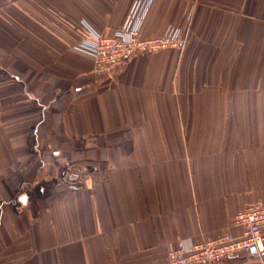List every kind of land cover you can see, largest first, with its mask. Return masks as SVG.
Instances as JSON below:
<instances>
[{"label":"crops","instance_id":"crops-1","mask_svg":"<svg viewBox=\"0 0 264 264\" xmlns=\"http://www.w3.org/2000/svg\"><path fill=\"white\" fill-rule=\"evenodd\" d=\"M132 1L0 0V264H156L264 202V0H153L184 48L97 67Z\"/></svg>","mask_w":264,"mask_h":264},{"label":"built area","instance_id":"built-area-1","mask_svg":"<svg viewBox=\"0 0 264 264\" xmlns=\"http://www.w3.org/2000/svg\"><path fill=\"white\" fill-rule=\"evenodd\" d=\"M153 0H133L121 24L111 34L91 30L90 38L77 48L95 58L99 68H112L125 63L134 54L167 47L184 48L186 38L180 29L170 26L160 36L145 38L141 28ZM238 233L194 241L184 238L171 244L166 257L156 264H215L234 257L241 251L264 253V202L259 200L239 210L234 216Z\"/></svg>","mask_w":264,"mask_h":264},{"label":"rangeland","instance_id":"rangeland-1","mask_svg":"<svg viewBox=\"0 0 264 264\" xmlns=\"http://www.w3.org/2000/svg\"><path fill=\"white\" fill-rule=\"evenodd\" d=\"M40 146H41V144H40ZM42 146H43V143H42ZM41 151H45V149L44 148H42V150ZM37 153H39V152H37ZM37 160H38V156H37Z\"/></svg>","mask_w":264,"mask_h":264}]
</instances>
